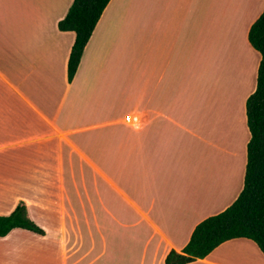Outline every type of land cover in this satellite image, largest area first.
Instances as JSON below:
<instances>
[{
	"label": "crops",
	"instance_id": "1",
	"mask_svg": "<svg viewBox=\"0 0 264 264\" xmlns=\"http://www.w3.org/2000/svg\"><path fill=\"white\" fill-rule=\"evenodd\" d=\"M72 1L0 0V215L23 202L44 231L15 228L0 237V264H165L198 222L224 210L243 187L245 102L260 60L247 39L253 21L239 20L246 45L241 69L225 35H213L200 47L201 60L181 69L171 105L172 93L157 87L162 76L147 81L140 62L144 18H212L207 10L157 0L135 18L133 0H109L69 81L75 33L60 30L58 21ZM128 35L138 76L131 105L120 107L109 72ZM216 53L224 68L218 74ZM230 77L247 90L233 97L239 85L232 86L235 157L228 164L222 154L229 104L219 105ZM127 114L138 121H125ZM186 264H264V255L251 240L236 238Z\"/></svg>",
	"mask_w": 264,
	"mask_h": 264
},
{
	"label": "trees",
	"instance_id": "2",
	"mask_svg": "<svg viewBox=\"0 0 264 264\" xmlns=\"http://www.w3.org/2000/svg\"><path fill=\"white\" fill-rule=\"evenodd\" d=\"M109 0H73L58 28L75 33L67 62L71 81L87 44ZM249 44L260 54L255 89L245 102L249 140L246 144L244 182L235 200L224 210L210 215L193 228L181 251L170 250L165 264H186L206 257L221 243L236 238L251 240L264 255V7L251 23L247 33ZM15 228L38 234L44 231L28 216L23 202L8 215H0V237Z\"/></svg>",
	"mask_w": 264,
	"mask_h": 264
},
{
	"label": "rangeland",
	"instance_id": "3",
	"mask_svg": "<svg viewBox=\"0 0 264 264\" xmlns=\"http://www.w3.org/2000/svg\"><path fill=\"white\" fill-rule=\"evenodd\" d=\"M132 1V0H130ZM131 7L134 5L136 13L135 18H142V5H144V12L150 13L153 6L157 4V0H133ZM182 2H189L192 4L194 10L206 9L207 16L212 18H144L143 25V45L141 63L146 73L147 81L156 80L159 74L162 80L157 87L165 93H172V97L167 99L169 104L174 103L176 88L179 83V74L181 69H190L195 63L201 60L202 50L200 47L204 45V41L208 43L210 37H223L225 35V42H228V47L232 50L235 48L237 52L236 68L240 70V62L245 54V46L243 42V34L240 29L241 18L245 21H254L264 6V0H177ZM261 1L263 4H261ZM138 7V10H137ZM246 24V23H245ZM214 28V34L212 29ZM104 28L101 27V30ZM224 29L226 34L224 33ZM107 32L104 33L106 38ZM130 35L126 38V45L120 46V50L114 55L115 59L112 63L109 76L111 77L113 94L116 96L120 107H128L131 105V98L134 90L133 81L138 76L137 55L131 48ZM227 37V38H226ZM197 48V53L193 57V52ZM225 51V50H224ZM184 54V56H182ZM239 55L242 57H239ZM259 55V54H258ZM221 57L218 53L215 54L213 69L216 74L222 73L224 68L221 65ZM245 59V58H243ZM115 62L119 63L117 70ZM200 70V77L204 74L201 64H198ZM156 76V78H155ZM225 86L221 85L223 89V100L229 104L227 120V137L229 139L228 150L222 154V158L229 164L233 159L234 153L232 150L231 141L233 136L230 132V123L233 121L231 111V96L232 86L235 88L239 85L238 92L235 95H241L247 90L246 86L240 83L239 80L232 81L233 78H228ZM157 84V83H156ZM255 84V81L252 83ZM251 84V85H252ZM227 86V87H226ZM220 88V85L219 87ZM213 92V100L217 97V84L212 83L211 88ZM210 93L208 94V98ZM165 98V97H164ZM221 98V96H220ZM173 99V100H172ZM226 106V105H224ZM225 115V112H224ZM220 117V114H218ZM226 117V115H225ZM224 123V122H223ZM225 179L228 177L227 171H223L222 175Z\"/></svg>",
	"mask_w": 264,
	"mask_h": 264
},
{
	"label": "built area",
	"instance_id": "4",
	"mask_svg": "<svg viewBox=\"0 0 264 264\" xmlns=\"http://www.w3.org/2000/svg\"><path fill=\"white\" fill-rule=\"evenodd\" d=\"M125 121L131 122V123H136L138 121V117L135 114H127L125 115Z\"/></svg>",
	"mask_w": 264,
	"mask_h": 264
}]
</instances>
